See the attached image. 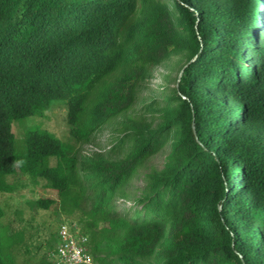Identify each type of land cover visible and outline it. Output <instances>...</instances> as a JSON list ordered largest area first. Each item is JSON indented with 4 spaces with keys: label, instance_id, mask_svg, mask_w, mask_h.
Segmentation results:
<instances>
[{
    "label": "trees",
    "instance_id": "16d2710c",
    "mask_svg": "<svg viewBox=\"0 0 264 264\" xmlns=\"http://www.w3.org/2000/svg\"><path fill=\"white\" fill-rule=\"evenodd\" d=\"M173 57L178 79L145 97ZM58 99L70 140L24 125ZM19 173L54 191L37 207L79 212L97 264H264V0H0V191ZM3 215L0 264H17Z\"/></svg>",
    "mask_w": 264,
    "mask_h": 264
},
{
    "label": "rangeland",
    "instance_id": "374dc122",
    "mask_svg": "<svg viewBox=\"0 0 264 264\" xmlns=\"http://www.w3.org/2000/svg\"><path fill=\"white\" fill-rule=\"evenodd\" d=\"M176 57L171 58L168 63L157 65L151 70L150 88L145 91L144 96H158L161 87L165 83L163 75L171 73L176 76L178 69L172 66ZM174 79V78H173ZM170 83L174 84V80ZM62 100H54L52 105L44 112V116L28 117L24 125H40L42 128L50 130L63 140H70L69 126L66 122V106ZM24 125L17 121L12 123V131L18 138L19 143H23L22 135ZM110 127L107 126L97 133L95 139L82 146L83 152H88L99 147H107L110 145ZM167 147L160 153L153 156L148 162V166L160 167L164 161ZM141 169L126 187L128 193L127 198H117L116 206L119 210H127L134 207L133 194L137 187L142 184ZM7 180L15 185L10 191H0V204L4 209V215L1 222L14 230L21 229L23 231L24 240L20 250L16 254L17 264H39L44 254H48L49 250L59 242V226L60 220L63 222L76 221L79 212L75 211L67 215L59 206L51 205L48 209L39 208L34 201L42 196H55L54 191L45 187V181L39 179L33 181L27 174L19 173L17 175H8ZM136 207H139L137 205ZM6 232L0 227V233ZM47 264H52L51 259L47 255Z\"/></svg>",
    "mask_w": 264,
    "mask_h": 264
},
{
    "label": "built area",
    "instance_id": "2783aa9c",
    "mask_svg": "<svg viewBox=\"0 0 264 264\" xmlns=\"http://www.w3.org/2000/svg\"><path fill=\"white\" fill-rule=\"evenodd\" d=\"M88 236L76 223L62 222L59 242L48 252L52 264H97L89 249Z\"/></svg>",
    "mask_w": 264,
    "mask_h": 264
},
{
    "label": "water",
    "instance_id": "95a60500",
    "mask_svg": "<svg viewBox=\"0 0 264 264\" xmlns=\"http://www.w3.org/2000/svg\"><path fill=\"white\" fill-rule=\"evenodd\" d=\"M180 72H181V70H179V71L177 72V74H176L177 79H178V77H179ZM176 76H175V77H176ZM177 79H176V80H177Z\"/></svg>",
    "mask_w": 264,
    "mask_h": 264
}]
</instances>
